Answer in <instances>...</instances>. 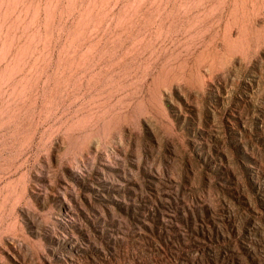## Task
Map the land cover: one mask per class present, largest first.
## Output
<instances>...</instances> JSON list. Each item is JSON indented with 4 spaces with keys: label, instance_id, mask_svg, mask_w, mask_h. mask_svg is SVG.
Returning a JSON list of instances; mask_svg holds the SVG:
<instances>
[{
    "label": "rangeland",
    "instance_id": "1",
    "mask_svg": "<svg viewBox=\"0 0 264 264\" xmlns=\"http://www.w3.org/2000/svg\"><path fill=\"white\" fill-rule=\"evenodd\" d=\"M0 264H264V0H0Z\"/></svg>",
    "mask_w": 264,
    "mask_h": 264
}]
</instances>
